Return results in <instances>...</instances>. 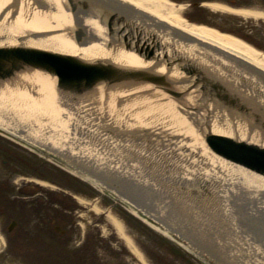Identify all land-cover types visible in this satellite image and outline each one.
I'll return each mask as SVG.
<instances>
[{
    "label": "water",
    "instance_id": "obj_1",
    "mask_svg": "<svg viewBox=\"0 0 264 264\" xmlns=\"http://www.w3.org/2000/svg\"><path fill=\"white\" fill-rule=\"evenodd\" d=\"M0 109L67 137L109 190L192 251L169 213L264 238V70L235 54L122 0H0Z\"/></svg>",
    "mask_w": 264,
    "mask_h": 264
},
{
    "label": "rangeland",
    "instance_id": "obj_2",
    "mask_svg": "<svg viewBox=\"0 0 264 264\" xmlns=\"http://www.w3.org/2000/svg\"><path fill=\"white\" fill-rule=\"evenodd\" d=\"M168 1L173 13L186 21L231 35L264 54V18L229 11L261 3L254 8L264 14V1ZM194 1L202 5L193 7ZM209 3L219 8L212 9ZM32 174L39 177H27L32 181L22 178ZM108 198L47 157L0 135V264H206L184 246L135 222ZM106 209L112 219L122 223V233L105 214ZM119 217L126 220V226ZM11 221L16 227L8 232ZM128 235L143 262L129 251Z\"/></svg>",
    "mask_w": 264,
    "mask_h": 264
},
{
    "label": "bare ground",
    "instance_id": "obj_3",
    "mask_svg": "<svg viewBox=\"0 0 264 264\" xmlns=\"http://www.w3.org/2000/svg\"><path fill=\"white\" fill-rule=\"evenodd\" d=\"M124 1L128 2L130 5H134L136 9L141 11V15L154 22L158 20L166 22L169 26L179 30L182 34L224 49L264 70L263 53L251 48L246 43L231 35L221 33L207 26L186 21L180 17V15L173 13V6L168 0ZM208 6L212 9L219 8V6L213 3H209ZM258 9L259 8H254V10L251 8L250 10L231 9L229 11L244 17L253 16V18H264V14L259 12ZM16 130L19 133L16 132ZM0 133L5 135L8 134L7 136H9V139L15 138L16 140L27 142L25 144H29V147L38 153H41L40 149H45L48 153L52 154L50 156L47 155L46 157L56 163L60 162L57 159V155L59 154L62 156L65 154L79 156L81 159L78 160L85 161L84 164H81V169L84 168L86 170H92L95 173L100 174L99 176L95 175L96 178H94V180L96 181L91 180L93 183L87 179H83L89 182L95 191L102 193V195L106 198L109 197L108 200L116 202L118 206L125 209L131 218L138 224L141 222L142 224L148 225L150 228L158 231V233L163 235L165 238H167V235L169 236L166 231L160 230L148 217H146V214L144 213L146 211L143 206L138 208L131 206L129 201L109 190L108 186L104 184L102 179L104 174L90 166L89 159L81 156V148L69 145V139L67 137L61 135L60 133L24 112L6 109H0ZM5 135H3V137ZM71 170L74 173H77L76 169L71 168ZM27 177L34 178L35 176L25 175V177L22 178L32 181V179H28ZM83 202L85 203V201ZM150 210L154 215L159 214V212L151 207ZM108 213L109 210L106 209L105 214L110 218L117 230L122 233V223L112 219ZM169 216L173 217L175 222L180 225L178 227L183 229L185 234L190 233L191 236H193V238L196 240V250L192 251V248L187 247L185 244L184 247L194 252L196 256H200L204 263L219 264L215 261H210L217 256L216 258L222 264H264V258L260 256H264V238L260 236V230L249 233V227L237 229L229 225V219H225V225H217V216L196 221L178 218L175 213H169ZM120 219L123 222V225L126 226V220L122 217ZM57 231H59V233L63 232L61 228H58ZM237 238H239L241 241L238 242ZM131 239L132 238L129 235L125 237V241L129 246V251L135 257L138 256L143 262L141 253L138 251ZM255 245H258L256 249L254 248ZM181 246L183 247L182 243ZM248 249L250 251H247Z\"/></svg>",
    "mask_w": 264,
    "mask_h": 264
},
{
    "label": "flooded vegetation",
    "instance_id": "obj_4",
    "mask_svg": "<svg viewBox=\"0 0 264 264\" xmlns=\"http://www.w3.org/2000/svg\"><path fill=\"white\" fill-rule=\"evenodd\" d=\"M178 1H181V0H178ZM218 1V0H217ZM227 1H229L231 4H233L234 2H235V0H227ZM259 1V0H258ZM260 1H264V0H260ZM263 3V2H262ZM193 7H197V6H200V5H202V3L200 2V1H194L193 3ZM237 5V4H236ZM256 5V7H259V5H261V3L258 5V4H255ZM234 6H235V4H234ZM261 8V7H260ZM15 157V156H14ZM16 158V157H15ZM8 160H9V162H11V160H12V157L11 156H9L8 155ZM3 163H5L4 161H3ZM32 175H34L35 177H39L38 175H36V174H32ZM33 188V187H32ZM16 227V222L14 223V226L12 227V228H10V227H7V231L8 232H12L13 231V228H15Z\"/></svg>",
    "mask_w": 264,
    "mask_h": 264
}]
</instances>
